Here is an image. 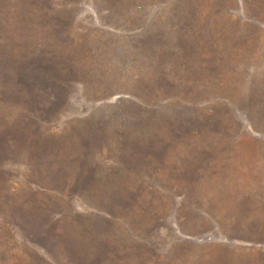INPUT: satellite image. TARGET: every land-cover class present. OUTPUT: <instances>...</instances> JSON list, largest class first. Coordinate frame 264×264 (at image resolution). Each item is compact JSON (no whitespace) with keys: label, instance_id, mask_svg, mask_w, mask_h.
Returning a JSON list of instances; mask_svg holds the SVG:
<instances>
[{"label":"rangeland","instance_id":"obj_1","mask_svg":"<svg viewBox=\"0 0 264 264\" xmlns=\"http://www.w3.org/2000/svg\"><path fill=\"white\" fill-rule=\"evenodd\" d=\"M0 264H264V0H0Z\"/></svg>","mask_w":264,"mask_h":264}]
</instances>
